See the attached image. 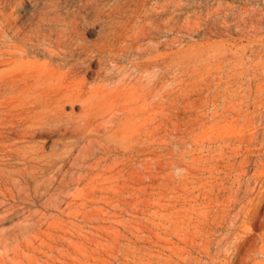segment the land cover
<instances>
[{"label":"rangeland","instance_id":"obj_1","mask_svg":"<svg viewBox=\"0 0 264 264\" xmlns=\"http://www.w3.org/2000/svg\"><path fill=\"white\" fill-rule=\"evenodd\" d=\"M9 1L4 37L12 11L37 20L35 0ZM57 1L78 43L117 52L78 79L111 89L124 69L145 107L119 127L121 112L99 119L84 141L59 130L68 124L42 126L0 166V264H264V0ZM8 103L0 97V141ZM34 145L42 162H63L33 173L21 158Z\"/></svg>","mask_w":264,"mask_h":264},{"label":"bare ground","instance_id":"obj_2","mask_svg":"<svg viewBox=\"0 0 264 264\" xmlns=\"http://www.w3.org/2000/svg\"><path fill=\"white\" fill-rule=\"evenodd\" d=\"M35 1L37 2L38 8L36 11L37 20L33 25L28 26L24 22L20 23L15 12L12 11L9 15V19L7 18L8 35L4 37L5 34L3 35L0 33V67L2 68L5 66L8 68L5 71L0 70V97L2 96V98L5 99L8 98L10 102L8 104H11V111L15 112V114L12 115V119L9 120L10 123L13 124L12 127H8V129L1 133V138L2 141L5 142V146H3L2 141H0L1 146H3L2 150H0V166L5 162L9 164V158L17 152V149H23L30 143H37L36 137L42 126L54 124V126L60 128L63 124H68L59 130H63V133H65L64 135H74L80 137L81 140L84 141L94 136V131L96 130L95 124L99 119L113 122L116 112H121L123 114V121H119V127V125L122 126L127 117L136 115L140 112L141 108L145 107L143 95L140 96L141 94H137L139 93V86L141 85L138 84L140 81L137 82L138 87L137 84L129 85L125 83L126 71H124V69H119V71H121L120 78L117 77L118 81L115 83L113 82V88L111 89H102L104 80L101 82V88H96V86L88 88L84 77L78 79L77 75L79 73L86 74L89 72L93 58H95V61L102 67L103 59H112L114 58L113 53L117 52L111 49L113 47H110V43H108L109 45H96L94 48L92 47L93 50L86 48L88 47L86 44L85 47L77 42V36L75 34L76 20L72 19V16L70 17L69 11L67 13L61 12L62 10H59V3L57 0H50V2L46 4L43 3L42 5H40V0ZM79 13L80 15L83 14L80 11ZM99 42L101 41L99 40ZM102 43H104V41H102ZM91 51L96 54V57L91 55L89 57L87 55L88 52ZM116 58L117 57H115V59ZM135 61L136 60H134V62ZM144 63L146 62L143 61L141 64L140 62L137 64L141 66L144 65ZM148 63L151 64L152 61ZM155 63L157 64L156 61H153L154 66H156ZM113 64L115 65V62ZM108 65L111 67L112 64ZM136 67V65L133 66V68ZM136 69H138V67ZM139 69H141V67ZM90 72L92 71L90 70ZM149 72L150 71L146 69L141 75H143L142 77L144 78L146 75H149L146 77V80L152 82V74L150 75ZM109 73L110 72H106V74ZM139 79L141 80V76ZM108 80L109 79L105 81ZM111 84L112 83H110V85ZM101 98L108 100V102L113 105V108L108 110L94 108L92 99L97 100ZM76 104L80 105L82 115L73 121L70 118L73 116L72 114ZM1 105L2 104H0V106ZM67 109L70 110V113H66ZM123 130L124 129H122V132L124 133ZM120 132L121 131L117 129L114 135ZM126 136H128V133ZM90 144L91 142L87 143L82 153H89ZM38 150V147L34 145L31 152L28 154V152L24 151L23 153L25 155L21 158L22 164L33 165L30 166L33 173L44 172L51 168L54 169L56 163L63 162L62 159L54 160L53 158H45L42 162L40 159L43 153L38 152Z\"/></svg>","mask_w":264,"mask_h":264}]
</instances>
